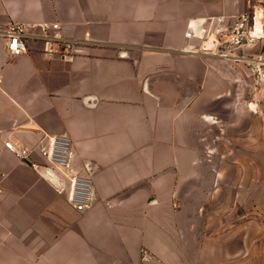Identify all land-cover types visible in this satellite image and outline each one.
I'll return each instance as SVG.
<instances>
[{"label": "crops", "instance_id": "0c3cea01", "mask_svg": "<svg viewBox=\"0 0 264 264\" xmlns=\"http://www.w3.org/2000/svg\"><path fill=\"white\" fill-rule=\"evenodd\" d=\"M254 6L0 0V28L23 24L28 45L10 55L0 35V264H254L264 85L217 56L184 52L189 20ZM45 23L91 44L49 55ZM45 134L71 138L73 172L90 165L85 211L70 205L62 172L5 146L33 147Z\"/></svg>", "mask_w": 264, "mask_h": 264}, {"label": "built area", "instance_id": "2783aa9c", "mask_svg": "<svg viewBox=\"0 0 264 264\" xmlns=\"http://www.w3.org/2000/svg\"><path fill=\"white\" fill-rule=\"evenodd\" d=\"M44 51L49 55L70 56L83 52L91 40L67 38L57 23H45ZM52 31V32H50ZM5 38L7 52L18 56L27 52L26 32L23 24L9 22L0 28ZM185 36L189 44L184 52L189 54H212L234 66L244 68L255 86L264 85V54L254 49L264 44V9L255 5L251 10L237 15H209L188 21ZM2 75L0 73V87ZM5 146L20 159L26 160L39 154L48 168L58 170L68 180L67 197L70 205L85 211L94 199V180L89 164L83 172H73L72 141L66 134H45L33 147H24L9 140ZM65 188H62L63 191Z\"/></svg>", "mask_w": 264, "mask_h": 264}, {"label": "rangeland", "instance_id": "374dc122", "mask_svg": "<svg viewBox=\"0 0 264 264\" xmlns=\"http://www.w3.org/2000/svg\"><path fill=\"white\" fill-rule=\"evenodd\" d=\"M262 2H259V0H251V4L256 5L260 4ZM264 4V2H263ZM257 215V214H255ZM264 227V216L258 217L257 223L254 225V231H255V241H254V248H255V257H254V264H264V256H262L263 247L261 241V232L262 228Z\"/></svg>", "mask_w": 264, "mask_h": 264}]
</instances>
